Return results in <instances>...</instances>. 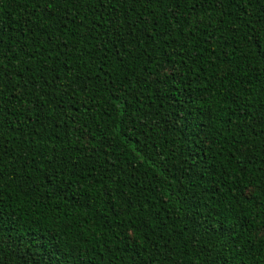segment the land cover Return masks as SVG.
I'll return each mask as SVG.
<instances>
[{
	"label": "trees",
	"instance_id": "trees-1",
	"mask_svg": "<svg viewBox=\"0 0 264 264\" xmlns=\"http://www.w3.org/2000/svg\"><path fill=\"white\" fill-rule=\"evenodd\" d=\"M3 7V18L8 25L6 34L16 41L23 40L27 43L32 40L33 43H43L39 37L34 36L35 31L48 24L47 18L41 19L45 14L40 8L32 9L12 0H6ZM104 7L121 21L125 18L122 14H126L128 24L135 23L136 39L133 44L139 46L147 38L149 43L144 44L147 50L149 44L156 41L155 55L159 57L160 63L156 64L154 61L144 65L133 60L132 56L123 57L125 62H130L125 65L128 74L121 79L113 76V80L120 87L129 80L133 81L121 93L123 115L118 111L121 110L119 102L114 105L116 111L108 110L111 103L108 97L114 93L99 90H90V95H74L71 99L68 95L57 96L60 100L59 107L46 103L42 112L31 117L28 116V105L19 110L13 105L9 106L12 112L7 119L12 123H6L0 133V142L6 145L3 157L5 180L8 183L16 181L20 188L28 192L23 208L25 215L40 219L22 226L17 225L16 231L0 236V258L3 264H44V246L38 247V241L34 237L45 240L50 233L57 243L75 242V233L66 230L67 227H72L67 225V221L79 220L82 214L94 209L95 215L105 221L102 225L107 230L103 241L104 252H100L99 246L94 251L85 249V264H88L89 257H92L90 264H97V257L101 258L100 264H214L216 251L222 245L211 233V228L206 233L197 224V218L204 214L203 208L193 210L189 197L200 196L203 200L209 195L202 191L200 184L208 186L213 182L221 183V162L226 157L230 159L233 155H238L237 148L241 145H246L247 156L256 161L253 170L264 162V108L257 103L260 93L255 97L248 94L245 98L248 103L236 98L233 107L205 115L197 103L199 93L190 89L195 84H206L211 88L233 64L237 65V71L235 75L228 76L231 83L239 76L240 69L248 73L243 80H251L253 85L264 83V61L252 54L251 46L247 51L244 50L240 40L241 33H233L231 30L235 22L229 24L238 12L246 13V22L248 17L264 22L261 16L264 4H229L223 10L208 6L207 11L201 13V23L198 25H194L191 16L186 18L185 28L195 27V35L199 37L197 44L212 52V55L209 52L204 54L212 62L211 67L208 64L203 67L209 72L214 70L215 79L207 80L193 79L189 70L191 60L187 52L184 59H181L178 45L184 40L183 36L176 44H161L159 35H148L151 26L142 23L143 16L140 21L136 20L137 13H146L149 19L154 16L153 25L159 32L160 27L169 21V6L144 8L137 4L131 10L120 4L116 5L115 10L107 5ZM59 11L61 10L57 9ZM68 11L70 17L75 16L76 20L89 15V9L83 7ZM185 11L187 7H180L176 15L180 16ZM29 13L31 31L24 26L25 17ZM128 24L119 29L122 35ZM54 27L53 25L48 31H53ZM77 27L76 21L69 24V28ZM171 27H176L175 23ZM145 28L148 31L142 33ZM11 29L17 31L11 32ZM128 30L133 31L130 28ZM61 34L66 41L80 39L79 36L72 37L63 26ZM43 35L44 32L41 31L40 36ZM206 37L211 41L210 44ZM129 39L131 37L125 36L123 42L135 55L137 49L127 43ZM187 39L191 46L193 38L189 36ZM120 42L118 40L116 43ZM173 48L177 52L172 57L163 55L164 50L171 52ZM41 51H44V47ZM114 51L116 45L110 44L107 53L109 61L112 60ZM46 54L56 56L55 51ZM169 59L176 64V71L183 74V79L179 75L165 79L160 74L165 67L164 62ZM116 60L119 62L120 57ZM40 62H44L42 57ZM59 62L56 61L57 64ZM75 62L82 64L83 60L77 57ZM16 63V60L8 62L10 71L15 72L11 65ZM217 65L220 67L217 68ZM49 66L54 65L49 62ZM36 67V63L31 64L32 69ZM154 67L156 72L146 74V69L151 70ZM221 68L225 71H221ZM105 69L111 73L109 64H105ZM72 71L75 72L76 69L73 68ZM22 74L25 78L34 80V85L29 87L34 86L39 90L41 84H44L42 77H46L50 86H44L48 88L49 94L54 89L59 92L56 83L52 82L53 73L41 71L39 74H30L24 68ZM17 79L18 74H14L10 85ZM113 80H109L108 84H112ZM99 86L97 84V89ZM234 91L238 92L239 89ZM244 95L241 93V96ZM40 98L44 99L43 96ZM48 113L52 115L49 117ZM250 128L254 131L250 132ZM122 129H126L125 134L117 135ZM193 140L198 143H192ZM17 170L18 176L13 174ZM68 175L73 180L78 177L83 179L75 184L65 181L63 187L73 190L102 188L103 203H100L99 198L93 203L89 192L84 193L81 203H76L71 194L67 201L61 200L63 194L59 189L49 192L51 185L56 183L54 177ZM50 178H53L51 182ZM8 183L5 187L8 188L9 195L18 196L17 184L8 187ZM181 192H187L189 196L178 199ZM54 202H58L55 208L49 209L46 206ZM212 202L209 200L207 203L210 205ZM88 204H92L91 209ZM42 206L44 211H38ZM49 215L51 220L42 223ZM262 225L264 213L257 210L250 227L242 229L235 237L234 247H229L224 252L223 258H226L228 264H235L240 256H246L242 250L245 232L259 246L260 241L264 240V236H261ZM88 242L83 238L80 241ZM213 243L216 244L215 248L212 247Z\"/></svg>",
	"mask_w": 264,
	"mask_h": 264
},
{
	"label": "snow or ice",
	"instance_id": "snow-or-ice-1",
	"mask_svg": "<svg viewBox=\"0 0 264 264\" xmlns=\"http://www.w3.org/2000/svg\"><path fill=\"white\" fill-rule=\"evenodd\" d=\"M5 2L6 0H0V133L3 132L6 123H12L7 119L9 113L12 112V109L9 107L10 105L15 106L17 110L28 105V116L31 117L36 115L37 112H42L46 103L53 104V107H59L60 100L57 99V96L63 97L64 95H68L71 99L74 95H90L92 94L90 90H99L104 93L111 91L114 93L108 97L111 101L108 110L116 111L114 105L119 102L121 110L118 111L120 115H123V98L121 93L124 88L133 83L132 80H129L123 87H120L113 80V76L116 79H121L122 76L128 74V68L125 65L126 63L130 64V62H125L123 57L132 56L133 60L142 62L144 65L151 64L154 61L156 64H159L160 60L155 55L156 41L153 40L147 50L144 48V44L149 43L147 38L139 43V46L133 44V40L136 39L134 34L136 31L135 23L128 24L126 14H122L125 15V18L121 21L118 16L108 12L107 8L104 7L105 5L114 10L117 4L126 5L130 10L134 9L137 4H140L144 8H149L150 6L157 8L165 5L169 6L167 13L169 21L160 27L159 32H157L156 27L153 25L154 16L149 19L146 13H137L136 20L140 21L143 16L142 23L151 26V31L148 35H159L161 37L159 43L161 44H176L177 41L181 40V36H183L184 40L178 45L181 59H184V55L187 52L188 58L191 60L189 70L193 79L207 80L215 79L214 70L213 72H209L203 67L204 64H208L211 67L212 62L207 60L204 54L205 52H209V55H212V52L208 48H201L197 44L199 37L195 35V27L190 26L185 28V24L187 23L186 18L191 16L194 25H198L201 23V13L206 12L208 6H211L213 9L223 10L229 4L244 3L249 6L253 3L264 4V0H12L16 4H21L32 9L40 8V11L45 14L41 19H48L46 27L34 32V36L39 37L43 43H33L32 40H28L25 43L23 40H13L11 35L6 34L5 29L8 28V25L3 18V5ZM41 4H43L42 7ZM82 7L89 9V15L81 16L79 20H76L75 16L70 17L69 9H79ZM180 7H187V11L177 16L176 13L180 10ZM57 9L61 11L57 12ZM50 10L51 14L49 15ZM93 12L94 15H92ZM245 15V12H238L236 16H233L229 24L235 22V26L231 30L233 33H241L240 40L245 51L251 46L252 54L264 61V22L252 20L251 17H248V22H246ZM261 16L264 18V11L261 12ZM30 20L31 14L29 13L25 17L24 25L29 31L32 30V24L29 23ZM73 21H76L78 25L76 29L69 28V24ZM173 23H175L176 27H171ZM125 24H128V28L133 31L130 32L126 28L122 35L119 29L124 27ZM257 24H259V27H257ZM53 25L55 26L54 30L48 31V29L53 28ZM61 26L67 29L72 37L79 36L80 39L64 40L61 34ZM10 31L16 32L17 30L11 29ZM41 31L44 32L42 37L40 36ZM143 31H148V29H143L142 33ZM125 36L131 37L127 43L137 49L135 55L132 54L131 48L125 46L123 42ZM189 36L193 38L191 46L187 39ZM205 39L207 43H211L210 40H207V37ZM118 40L121 42L116 43ZM110 44L116 45V51L113 52L111 61L108 60L107 56ZM42 47H44L43 52L41 51ZM52 51L56 52L55 57L46 54ZM176 52V48H173L171 52L164 50L163 55L172 57ZM41 57L43 58V63L40 62ZM61 57L63 58L61 59ZM77 57L83 60L82 64L75 62ZM117 57H120L119 62L116 60ZM12 60L17 61L16 64L11 65L15 72L10 71L8 68V62ZM57 60L60 61L59 64L56 63ZM49 62L54 66L50 67ZM32 63L37 64L36 69L31 68ZM106 63L111 67V73L106 71ZM164 64L165 67L160 74L164 75L165 79L174 78L175 75L181 76L182 79L184 78L182 73L176 71V64L171 59L165 61ZM185 64H187V60H185ZM219 67L217 65V68ZM24 68H27L30 74L33 72L39 74L41 71L53 73L52 82L56 83L59 92L54 89L49 94L48 88L44 86L45 84H49L50 86V82L46 77H42L44 84H41L39 90L34 86L29 87V85H34V80L23 76L22 72ZM73 68L76 69L75 72L72 71ZM220 70L225 71L223 68ZM236 71L237 65H231V68L225 72V75L216 80L215 84L211 85V88L206 84L191 86L190 91L195 90L199 93L196 98L197 103L205 115H212L217 111L233 107V102L236 98L248 103L245 99L248 94L255 97L257 93H260V99L257 103L261 108H264V83L253 85L251 80H243L242 78L248 75L243 69L239 70V76L235 77L234 83H231L228 80V76L235 75ZM154 72H156L155 67L151 70L146 69V74L148 75ZM14 74H18V79L10 85ZM153 78L156 79L155 76ZM101 80H103V83H100ZM109 80H113L112 84H108ZM230 83L231 86H229ZM97 84L100 85L99 89H97ZM17 85H19V88H17ZM104 85L108 86L105 87ZM237 88L239 91H234ZM69 89H72V91L69 92ZM17 91H19V95H17ZM241 93L245 95L241 96ZM49 95L51 96L50 99ZM41 96L44 99H41ZM239 106L242 107L243 105ZM242 114L249 115L248 113ZM48 115L50 117L52 113H48ZM249 131L253 132L254 129L250 128ZM125 132L126 129H122L117 135L123 136ZM192 143H198V141L193 140ZM5 147L6 145L0 142V236L16 231L17 225L22 226L24 223H33L40 219V217L33 218L32 216L25 215L23 208L25 200L29 195L28 192L20 188L16 181L8 183L5 180V165L3 160ZM247 151L246 145H241L237 148L238 155H233L230 159L226 157L221 162L220 166L223 169V171L219 172L221 183L213 182L208 186L200 184L202 191L209 193L203 200H201L200 196L189 197V203L193 207V210L203 208L204 214L197 218V224L206 233L211 228V233L222 245L216 251L214 264H228L226 258H223L224 252L229 247H234L235 237L242 229L250 227L251 219L257 210L264 213V162H261L253 170V165L256 161L251 156H247ZM13 174L18 176L19 170ZM54 178L56 183L51 185L49 192L51 193L59 189V192L63 194L61 195V200L67 201L69 194H71L75 198L76 203H81L84 193L89 192L93 203L98 198L100 203H103L104 192L102 188L86 187L83 190H73L62 186L65 181L75 184L79 179H83V177H78L77 180H73L71 175ZM51 179L53 178H50V182ZM6 183H8V187H11L12 184H17L18 196L13 197L9 195L8 188L5 187ZM186 196H189L187 192H181L177 198L182 199ZM209 200L213 201L210 205L207 203ZM56 203L58 202L46 206L49 209L55 208ZM28 207H31V203L28 204ZM88 207L91 209L92 204H88ZM38 211L43 212L44 206ZM13 216H15V221H13ZM230 216L232 219H229ZM89 217L93 219L89 220ZM50 220L51 216L49 215L41 222L47 223ZM104 223L105 221L95 215V210L93 209L91 212L82 214L79 220L67 221V225H72V227H67L66 230L69 233H75V242L69 243L64 241L57 243L50 233L45 240H40L38 236L34 237V240L38 241V247L44 246V264H85L83 259L85 249L94 251L99 246L100 252H104L103 241L107 231L102 226ZM261 236H264V225H262ZM82 238L89 242L80 243ZM212 247L215 248L216 244L213 243ZM242 250L246 256H240V259L236 260L235 264H264V240H261L259 246H257L245 232ZM91 259L92 257L88 258V264H90ZM100 260L101 258L97 257V264H100ZM0 264H3L2 258H0Z\"/></svg>",
	"mask_w": 264,
	"mask_h": 264
}]
</instances>
